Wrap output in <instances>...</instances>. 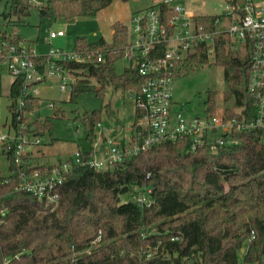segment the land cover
I'll list each match as a JSON object with an SVG mask.
<instances>
[{
	"label": "trees",
	"instance_id": "trees-1",
	"mask_svg": "<svg viewBox=\"0 0 264 264\" xmlns=\"http://www.w3.org/2000/svg\"><path fill=\"white\" fill-rule=\"evenodd\" d=\"M8 1V11L3 14L8 23L29 16L32 0ZM33 1L41 20L68 23L93 17L112 2ZM156 6L166 25L171 11L162 3ZM218 17H196L195 23L213 31ZM111 29L109 42L75 40V52L93 56L91 63L68 64L84 76L70 93V101L92 90L91 81L98 85L95 92L100 96L106 87L122 92L139 89L141 78L135 69L125 68L121 74L115 71L128 43L129 28L115 22ZM0 38L10 43L21 40L5 30ZM233 44L228 37H218L211 57L207 46L200 45L178 68L192 70L208 64L210 58L222 67L227 90L221 101L230 104L224 113L238 118L235 111L251 105L247 90L250 48L240 56L231 48ZM99 54L101 62L96 60ZM45 61V57L35 60L40 70ZM21 83L14 80L10 88L13 128L19 124L13 107ZM214 98L208 93L206 113L217 109ZM24 100L28 111L40 103L39 97ZM100 114L86 112L81 119L89 142L95 139L93 131ZM26 125L37 137L50 129L51 121L36 119ZM188 149V142L175 141L99 171L72 165L65 181L55 189L57 201L47 203L16 189V168L11 155L0 147L9 162L8 175L0 173V264H238V252L244 245L243 264H264V145L259 132H234L222 147L206 146L196 153ZM25 160L26 172L42 168L30 165L27 157ZM146 189L151 190L149 206L132 200L135 190ZM98 235L99 241L93 243Z\"/></svg>",
	"mask_w": 264,
	"mask_h": 264
},
{
	"label": "built area",
	"instance_id": "built-area-1",
	"mask_svg": "<svg viewBox=\"0 0 264 264\" xmlns=\"http://www.w3.org/2000/svg\"><path fill=\"white\" fill-rule=\"evenodd\" d=\"M195 0H162L161 3L171 11L165 25L157 6L135 12L131 18L128 43L123 50L122 60L127 67L136 70L141 78L136 92H127L134 103L135 120L129 130L121 134H110L100 123L95 125L99 134L87 152L76 151L65 161L52 165H42L41 169L26 172L27 148L40 144L39 139L29 141L34 136L26 124L36 111L26 109L25 98L39 97L41 84L56 80L60 92L71 93L76 85V70L68 64L91 63V56L83 57L73 51L66 53L50 48L45 55H38L31 43L19 40L10 43L0 38V66H4L14 80L20 79V96L16 100L13 113L17 128L12 134L0 135V147L11 155L16 168L18 186L16 189L30 193L38 200L55 203V189L61 185L72 165L87 166L95 171L106 169L154 146L175 142H188L191 153L206 146L222 147L229 142V136L236 132H259L264 145V0H225L223 18L215 21V29L207 31L204 25L195 23L196 16L188 12L186 6ZM37 4V3H36ZM2 30L0 29V37ZM62 31H48L43 38L45 44L63 37ZM218 37L233 40L235 51L250 48V74L247 90L251 97L248 109L236 110L240 117H227L225 108L204 116L184 117L174 113L172 82L182 63L189 55L196 53L200 45L207 46V55L214 52V41ZM45 57L40 70L36 59ZM97 62L102 61L99 54ZM54 109L53 103L46 105ZM25 121V122H24ZM35 137V136H34ZM151 190L137 191L132 200L139 205L149 206ZM100 236L93 241H99Z\"/></svg>",
	"mask_w": 264,
	"mask_h": 264
},
{
	"label": "rangeland",
	"instance_id": "rangeland-1",
	"mask_svg": "<svg viewBox=\"0 0 264 264\" xmlns=\"http://www.w3.org/2000/svg\"><path fill=\"white\" fill-rule=\"evenodd\" d=\"M159 0H112L111 4L98 12L93 17L78 18L72 23L64 20H41L39 18L35 2L31 1L29 16L23 18L21 22L8 23L3 17L8 11V0H0V29L8 34L18 35L26 43H33V47L38 55H45L50 48L59 49L66 53L74 51L75 40L85 38L90 43L103 39L107 42L112 39L111 26L115 22H120L128 28L131 26V18L135 12L155 6ZM225 0H195L187 4L188 12L196 16L216 15L221 16L225 23L223 13L225 10ZM62 31L64 37H59L51 41V45L45 44L43 38L48 31ZM240 56L244 51H239ZM127 67V63L119 59L115 63V71L121 74ZM76 74V73H75ZM84 79L82 72L78 71L75 82ZM92 90L81 93L73 101H70L69 91L62 93L58 89L56 80L40 85V103L31 120L43 121L49 119L51 127L37 137H28L29 141L40 140L39 145L32 146L37 162L51 164L57 160L65 161L67 157L76 152H87L92 147V142L86 139V128L81 122L84 113L100 111L99 123L103 128L109 130L114 135L116 130L120 134L129 130L131 123L135 120L134 103L129 98L127 92L114 90L106 87L103 96L97 95L95 89L98 85L90 82ZM4 90V89H3ZM2 90V91H3ZM227 90L224 81L223 68L215 65L210 58L209 63L199 65L192 70L188 68L179 70L172 82L173 112L181 113L184 117L204 116L207 104L205 103L208 93L215 95L217 109L229 107L230 104L222 103V95ZM0 95V135L12 134V129L8 127L11 115L8 111L9 100L1 93ZM53 103L55 108L50 109L46 105ZM57 112V114H55ZM32 129L31 127H29ZM99 129L94 128V134H99ZM95 142V139H94ZM9 162L4 154L0 153V173L8 175ZM129 198L123 197V200ZM245 245L238 252V264L242 263Z\"/></svg>",
	"mask_w": 264,
	"mask_h": 264
},
{
	"label": "crops",
	"instance_id": "crops-1",
	"mask_svg": "<svg viewBox=\"0 0 264 264\" xmlns=\"http://www.w3.org/2000/svg\"><path fill=\"white\" fill-rule=\"evenodd\" d=\"M162 0H159L155 3V6L159 3H161ZM60 31V30H59ZM64 37V36H63ZM31 43V42H30ZM33 45V43H31ZM34 46V45H33ZM14 82V79L12 77L9 76L6 68L4 66H0V95H2L1 93H3V95L9 100V105H8V111H9V106L11 104V100L9 98V95H10V88H11V85L12 83ZM4 89V90H3ZM3 90V91H2ZM32 122V121H31ZM8 127L11 129V119H10V123L8 124ZM123 131V130H122ZM121 131V132H122ZM115 134L118 135L120 134L119 130H116L115 131ZM35 154H34V150H33V147L32 146H29L27 148V160H28V163L30 165H39V166H42V165H52V164H56L58 162H60L59 160L51 163V164H43V163H40V162H37L36 161V158H35Z\"/></svg>",
	"mask_w": 264,
	"mask_h": 264
}]
</instances>
